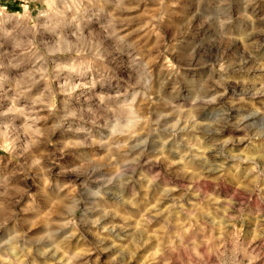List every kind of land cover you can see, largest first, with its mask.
I'll use <instances>...</instances> for the list:
<instances>
[{
    "label": "clouds",
    "instance_id": "clouds-1",
    "mask_svg": "<svg viewBox=\"0 0 264 264\" xmlns=\"http://www.w3.org/2000/svg\"><path fill=\"white\" fill-rule=\"evenodd\" d=\"M0 264H264V0H0Z\"/></svg>",
    "mask_w": 264,
    "mask_h": 264
}]
</instances>
